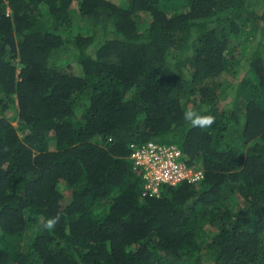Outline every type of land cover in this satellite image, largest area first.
<instances>
[{"label":"trees","instance_id":"1","mask_svg":"<svg viewBox=\"0 0 264 264\" xmlns=\"http://www.w3.org/2000/svg\"><path fill=\"white\" fill-rule=\"evenodd\" d=\"M0 264H264V0H0Z\"/></svg>","mask_w":264,"mask_h":264},{"label":"built area","instance_id":"2","mask_svg":"<svg viewBox=\"0 0 264 264\" xmlns=\"http://www.w3.org/2000/svg\"><path fill=\"white\" fill-rule=\"evenodd\" d=\"M131 158L144 171L145 188L154 194L162 185L176 187L182 182L201 181L204 177L202 172L187 166L180 150L175 146L149 143L136 150Z\"/></svg>","mask_w":264,"mask_h":264},{"label":"clouds","instance_id":"3","mask_svg":"<svg viewBox=\"0 0 264 264\" xmlns=\"http://www.w3.org/2000/svg\"><path fill=\"white\" fill-rule=\"evenodd\" d=\"M183 119L192 127L200 128L201 130L211 128L216 121V117L214 115H202L194 110H186L183 114ZM59 222L60 214H57L56 216L48 218L46 221H42V228L51 231L55 229Z\"/></svg>","mask_w":264,"mask_h":264},{"label":"rangeland","instance_id":"4","mask_svg":"<svg viewBox=\"0 0 264 264\" xmlns=\"http://www.w3.org/2000/svg\"><path fill=\"white\" fill-rule=\"evenodd\" d=\"M230 100V98H228L227 102ZM14 111L10 110L7 114L12 115ZM14 125L17 126V122H14Z\"/></svg>","mask_w":264,"mask_h":264}]
</instances>
